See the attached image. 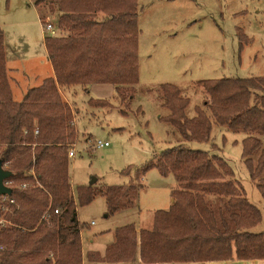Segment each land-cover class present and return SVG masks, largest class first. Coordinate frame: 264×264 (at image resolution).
<instances>
[{"label": "trees", "instance_id": "trees-1", "mask_svg": "<svg viewBox=\"0 0 264 264\" xmlns=\"http://www.w3.org/2000/svg\"><path fill=\"white\" fill-rule=\"evenodd\" d=\"M55 13L54 35L43 46L53 76L29 89L20 102L12 99L7 81L5 43L0 27V161L11 176L7 201L0 202V264H204L264 260V232L249 230L261 221L260 211L233 180L226 161L180 143L133 170L123 186L103 187L107 215L135 206L140 180L150 169L172 176L171 206L153 214L149 230L132 223L113 230L103 252H88L83 262L76 202L96 195L69 177L67 150L78 139L75 109L62 94L70 87L108 85L127 101L138 83L137 0H30ZM249 41V40H247ZM208 97L210 117L199 107L189 119V101L178 87L159 86L160 118L183 143L207 142L212 122L243 132L241 159L264 200V78L199 81ZM63 92V93H62ZM92 107L108 101L90 99ZM85 141L88 136H85ZM76 139V140H75ZM128 168L123 173L129 174ZM9 201H12L10 203Z\"/></svg>", "mask_w": 264, "mask_h": 264}, {"label": "rangeland", "instance_id": "rangeland-1", "mask_svg": "<svg viewBox=\"0 0 264 264\" xmlns=\"http://www.w3.org/2000/svg\"><path fill=\"white\" fill-rule=\"evenodd\" d=\"M138 83L123 100L114 87L93 85L70 87L62 94L75 109L76 155L69 160V177L76 199L78 187L94 190L86 205L76 202L82 246L94 240L102 248L112 232L125 224L149 230L153 214L171 206L172 176L162 177L150 169L142 177L135 206L107 215L103 187L128 185L133 170L148 165L155 155L180 143L191 150L206 151L223 158L242 186L248 201L261 213L251 233L264 232V200L249 178L241 159L243 132H232L212 122L207 142L183 143L176 130L160 118L168 115L161 106L159 86L178 87L189 101L187 118L199 107L209 117L207 95L199 81L230 78H264V0H137ZM55 25L56 14L49 8L38 11L30 0H0V27L6 52V74L12 99L40 85L39 79L52 73L43 46L40 15ZM249 40V41H247ZM90 99L108 101L92 107ZM107 142L108 147L92 152L85 141ZM264 147V136H258ZM130 168L129 174L123 173ZM91 185V183H93ZM140 225V226H138Z\"/></svg>", "mask_w": 264, "mask_h": 264}, {"label": "crops", "instance_id": "crops-1", "mask_svg": "<svg viewBox=\"0 0 264 264\" xmlns=\"http://www.w3.org/2000/svg\"><path fill=\"white\" fill-rule=\"evenodd\" d=\"M5 43V42H4ZM46 53V52H45ZM5 57H6V53H5ZM7 59V58H6ZM46 59H47V55H46ZM47 62L49 64V69H50V72L52 73L51 75L45 77V78H48V77H52L53 76V71H52V68H51V65L47 59ZM7 63V62H6ZM45 78H42V79H39L40 82H42ZM41 84V83H40ZM39 86V85H38ZM74 124H75V128H76V123H75V120H74ZM79 135V134H78ZM175 187V186H174ZM173 187V188H174ZM72 188V192H73V187L71 186ZM172 201V200H171ZM140 226V225H138ZM80 239H81V250H82V257H83V262H86V254L88 252H97L99 254H103L104 250H105V247L111 243L112 239L110 242H108V244L106 245H103L102 248H94L96 247V243L94 240L92 241H89L87 245H83L82 246V237L80 235ZM185 264H193V263H185ZM204 264H264V260H252V261H239V260H230V261H219V262H207V263H204Z\"/></svg>", "mask_w": 264, "mask_h": 264}, {"label": "built area", "instance_id": "built-area-1", "mask_svg": "<svg viewBox=\"0 0 264 264\" xmlns=\"http://www.w3.org/2000/svg\"><path fill=\"white\" fill-rule=\"evenodd\" d=\"M42 28H43V31H44V34H48V35H54L55 34V29L54 27L50 24V23H45L42 25ZM89 143L90 144V147L92 148V152L95 151V150H98V149H103V148H106L109 146V144L107 142H102L100 140H93L92 143H90V140H86V144ZM76 144H72L69 146L68 150H67V158L68 159H72L75 157L76 155ZM7 201V196H1L0 197V202H5ZM10 203H12V201H9ZM0 224H4V221H0Z\"/></svg>", "mask_w": 264, "mask_h": 264}, {"label": "water", "instance_id": "water-1", "mask_svg": "<svg viewBox=\"0 0 264 264\" xmlns=\"http://www.w3.org/2000/svg\"><path fill=\"white\" fill-rule=\"evenodd\" d=\"M11 176L10 172L5 170L0 161V197L1 196H10L11 189L6 186V180ZM91 183V185L94 184ZM172 202V201H171Z\"/></svg>", "mask_w": 264, "mask_h": 264}]
</instances>
